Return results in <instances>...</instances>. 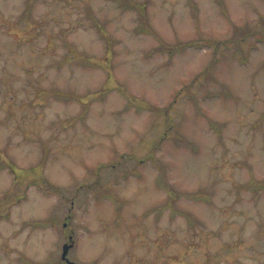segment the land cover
I'll use <instances>...</instances> for the list:
<instances>
[{
	"label": "rangeland",
	"instance_id": "374dc122",
	"mask_svg": "<svg viewBox=\"0 0 264 264\" xmlns=\"http://www.w3.org/2000/svg\"><path fill=\"white\" fill-rule=\"evenodd\" d=\"M263 32L264 0H0V264L70 235L76 264H264Z\"/></svg>",
	"mask_w": 264,
	"mask_h": 264
},
{
	"label": "trees",
	"instance_id": "16d2710c",
	"mask_svg": "<svg viewBox=\"0 0 264 264\" xmlns=\"http://www.w3.org/2000/svg\"><path fill=\"white\" fill-rule=\"evenodd\" d=\"M146 32H148V33H150V31H146ZM264 35V32H263V34H262V36ZM261 41H262V38H261ZM211 43V42H210ZM193 45V43H191V42H189V43H187V44H183V46H181V47H178L177 49H174V50H170V51H168L167 49H166V45L164 44V43H161L160 44V51L161 50H163V51H166L167 50V52H168V54L170 55V56H172V53L176 50V52L177 51H185L186 49H188L189 47H191ZM214 46V54H215V51L217 50V48H218V45H219V43H216V44H213V43H211V45H210V47L211 46ZM159 50V49H158ZM244 60V59H243ZM215 61H216V59H215ZM214 65V64H213ZM209 69H207V71H208ZM10 163V162H9ZM11 164V163H10ZM12 165V164H11ZM7 168H10L8 165L6 166ZM101 167H106L105 165H103V166H101ZM92 188L93 186H89V188ZM53 187H50V189H52ZM54 189V188H53ZM193 198H198L197 199V201H199V200H202V198H201V196H195L196 194H190ZM195 196V197H194ZM67 225V224H66ZM59 264H62V262L60 261V263Z\"/></svg>",
	"mask_w": 264,
	"mask_h": 264
},
{
	"label": "water",
	"instance_id": "95a60500",
	"mask_svg": "<svg viewBox=\"0 0 264 264\" xmlns=\"http://www.w3.org/2000/svg\"><path fill=\"white\" fill-rule=\"evenodd\" d=\"M70 243L69 244H64L62 247V253H61V259L64 260L66 262V264H75L73 262L68 261L67 254L70 248H72V241H71V237H69Z\"/></svg>",
	"mask_w": 264,
	"mask_h": 264
}]
</instances>
